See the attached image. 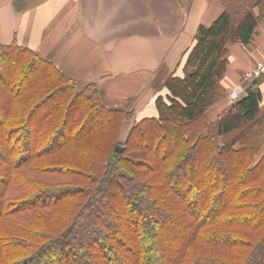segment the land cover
<instances>
[{"label":"trees","instance_id":"16d2710c","mask_svg":"<svg viewBox=\"0 0 264 264\" xmlns=\"http://www.w3.org/2000/svg\"><path fill=\"white\" fill-rule=\"evenodd\" d=\"M220 1L156 117L138 121L0 45V264H264V76L207 117L225 98L227 46L249 42L264 0Z\"/></svg>","mask_w":264,"mask_h":264},{"label":"crops","instance_id":"0c3cea01","mask_svg":"<svg viewBox=\"0 0 264 264\" xmlns=\"http://www.w3.org/2000/svg\"><path fill=\"white\" fill-rule=\"evenodd\" d=\"M13 2L0 0V45L33 51L78 88L93 84L106 108L129 107L138 119L156 117L155 98L181 75L197 29L223 12L220 0H21L19 11ZM263 57L264 19L247 44H228L225 98L208 109L210 121Z\"/></svg>","mask_w":264,"mask_h":264},{"label":"built area","instance_id":"2783aa9c","mask_svg":"<svg viewBox=\"0 0 264 264\" xmlns=\"http://www.w3.org/2000/svg\"><path fill=\"white\" fill-rule=\"evenodd\" d=\"M262 76H264V57L260 61L256 62L250 70L244 72L242 79L249 84L252 80L258 79ZM241 90L243 89H235L229 92L227 98L230 103L235 102Z\"/></svg>","mask_w":264,"mask_h":264},{"label":"water","instance_id":"95a60500","mask_svg":"<svg viewBox=\"0 0 264 264\" xmlns=\"http://www.w3.org/2000/svg\"><path fill=\"white\" fill-rule=\"evenodd\" d=\"M257 83V79L252 80L250 86H248L247 88H245L244 90H242L239 93V96L237 97L236 101L233 103V105L237 104L238 102H240L241 100L245 99L248 94L251 92L252 86L255 85ZM123 151V147L117 145L115 147V154L121 153Z\"/></svg>","mask_w":264,"mask_h":264},{"label":"rangeland","instance_id":"374dc122","mask_svg":"<svg viewBox=\"0 0 264 264\" xmlns=\"http://www.w3.org/2000/svg\"><path fill=\"white\" fill-rule=\"evenodd\" d=\"M165 93H166V91H165ZM138 120H140V119L136 118V116L133 115V121H138ZM131 124H132V122L124 123V125L122 126L123 128H122L121 136L119 137V143L117 145L122 146V144L125 141L127 132L129 131V128L131 127Z\"/></svg>","mask_w":264,"mask_h":264}]
</instances>
